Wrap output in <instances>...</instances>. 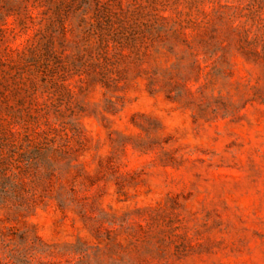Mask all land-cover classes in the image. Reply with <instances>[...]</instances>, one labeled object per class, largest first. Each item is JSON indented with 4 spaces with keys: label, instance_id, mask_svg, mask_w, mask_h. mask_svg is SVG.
I'll use <instances>...</instances> for the list:
<instances>
[{
    "label": "rangeland",
    "instance_id": "374dc122",
    "mask_svg": "<svg viewBox=\"0 0 264 264\" xmlns=\"http://www.w3.org/2000/svg\"><path fill=\"white\" fill-rule=\"evenodd\" d=\"M0 264H264V0H0Z\"/></svg>",
    "mask_w": 264,
    "mask_h": 264
}]
</instances>
